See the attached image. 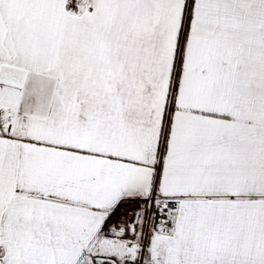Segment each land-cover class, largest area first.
Returning a JSON list of instances; mask_svg holds the SVG:
<instances>
[{"label":"snow or ice","instance_id":"snow-or-ice-1","mask_svg":"<svg viewBox=\"0 0 264 264\" xmlns=\"http://www.w3.org/2000/svg\"><path fill=\"white\" fill-rule=\"evenodd\" d=\"M0 264H264V0H0Z\"/></svg>","mask_w":264,"mask_h":264}]
</instances>
